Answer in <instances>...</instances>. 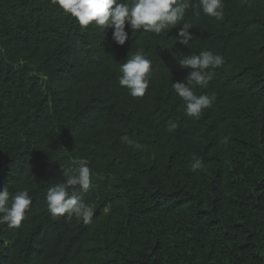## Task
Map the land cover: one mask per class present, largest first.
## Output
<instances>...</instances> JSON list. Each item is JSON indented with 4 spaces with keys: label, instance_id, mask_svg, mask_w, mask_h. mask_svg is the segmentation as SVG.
I'll return each instance as SVG.
<instances>
[{
    "label": "trees",
    "instance_id": "1",
    "mask_svg": "<svg viewBox=\"0 0 264 264\" xmlns=\"http://www.w3.org/2000/svg\"><path fill=\"white\" fill-rule=\"evenodd\" d=\"M195 2L159 35L126 23L119 45L52 0H0V189L32 197L18 228L0 224V264H264V0H224L222 21ZM140 49L150 88L132 97L119 66ZM204 50L223 63L194 89L216 97L196 119L155 87L185 82L179 59ZM80 160L93 185L69 191L87 224L46 201Z\"/></svg>",
    "mask_w": 264,
    "mask_h": 264
},
{
    "label": "clouds",
    "instance_id": "2",
    "mask_svg": "<svg viewBox=\"0 0 264 264\" xmlns=\"http://www.w3.org/2000/svg\"><path fill=\"white\" fill-rule=\"evenodd\" d=\"M52 3L64 14L74 18L82 29L91 24L103 30L112 28V39L119 45H123L128 39L126 23L132 31L143 30L159 35L175 28L192 7L191 0H52ZM193 4H196L195 7L201 9L205 15L217 21L224 19V0H198V3ZM190 27V24L183 23L179 28L177 42L183 45L182 48L189 44ZM178 62L181 68L190 69L185 82H176L170 87L157 85L155 88H158L160 93L168 92L167 106L179 109L183 102L186 115L199 119L205 109L212 107L216 97L197 95L194 89L197 86L207 88L213 79V70L222 65L223 57L210 50H204L199 54L186 55ZM151 66L152 61L145 55L143 49L137 50L120 64L119 85L126 88L132 97H143L150 88ZM180 107L183 109L181 105ZM175 127L176 125L171 126L172 129ZM121 140L136 150L143 149L139 141L128 136H122ZM77 163L76 168L63 169V180L47 191V209L54 218L67 214L87 224L94 214V208L85 203L80 196L70 194L69 189L79 186L81 191L86 193L92 187L93 181L87 163L83 160ZM202 166V159L194 157L191 170L196 171ZM31 203L32 197L27 189L11 195L8 187L4 186L0 189V224H6L9 229L18 228Z\"/></svg>",
    "mask_w": 264,
    "mask_h": 264
}]
</instances>
